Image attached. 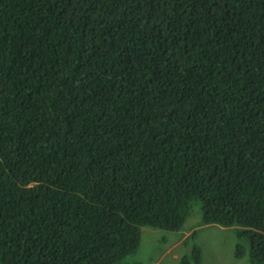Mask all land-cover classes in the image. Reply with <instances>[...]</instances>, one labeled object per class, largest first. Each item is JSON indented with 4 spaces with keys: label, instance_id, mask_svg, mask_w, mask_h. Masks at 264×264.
<instances>
[{
    "label": "trees",
    "instance_id": "1",
    "mask_svg": "<svg viewBox=\"0 0 264 264\" xmlns=\"http://www.w3.org/2000/svg\"><path fill=\"white\" fill-rule=\"evenodd\" d=\"M195 204L264 264V0H0V264H117Z\"/></svg>",
    "mask_w": 264,
    "mask_h": 264
},
{
    "label": "rangeland",
    "instance_id": "2",
    "mask_svg": "<svg viewBox=\"0 0 264 264\" xmlns=\"http://www.w3.org/2000/svg\"><path fill=\"white\" fill-rule=\"evenodd\" d=\"M193 231L196 235L191 238ZM238 242L248 247L247 240H238L235 226L202 224L199 205L195 204L179 231L144 227L136 252L117 264H180L193 243L200 246L201 264H252L246 254L235 257Z\"/></svg>",
    "mask_w": 264,
    "mask_h": 264
},
{
    "label": "clouds",
    "instance_id": "3",
    "mask_svg": "<svg viewBox=\"0 0 264 264\" xmlns=\"http://www.w3.org/2000/svg\"><path fill=\"white\" fill-rule=\"evenodd\" d=\"M203 224H205V223H203ZM209 224H214V223H209ZM215 225H218V224H215ZM219 226H222V225H219ZM224 227H232V226H224ZM235 227L237 229V226H235Z\"/></svg>",
    "mask_w": 264,
    "mask_h": 264
},
{
    "label": "crops",
    "instance_id": "4",
    "mask_svg": "<svg viewBox=\"0 0 264 264\" xmlns=\"http://www.w3.org/2000/svg\"><path fill=\"white\" fill-rule=\"evenodd\" d=\"M143 229H144V227L141 228V230H143Z\"/></svg>",
    "mask_w": 264,
    "mask_h": 264
}]
</instances>
